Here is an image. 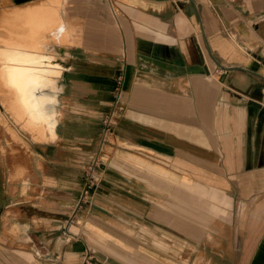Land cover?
Listing matches in <instances>:
<instances>
[{"label":"crops","instance_id":"0c3cea01","mask_svg":"<svg viewBox=\"0 0 264 264\" xmlns=\"http://www.w3.org/2000/svg\"><path fill=\"white\" fill-rule=\"evenodd\" d=\"M57 1L68 54L28 66L39 76L27 88L36 124L3 77L0 264H82L84 244L63 243L60 224L83 188L75 162L113 105L114 188L153 196L141 198L145 218L116 204L115 232L98 207L100 231L124 239L129 211L141 220L131 244L152 257L264 264V0H71L66 17ZM99 252L97 264H125Z\"/></svg>","mask_w":264,"mask_h":264},{"label":"rangeland","instance_id":"374dc122","mask_svg":"<svg viewBox=\"0 0 264 264\" xmlns=\"http://www.w3.org/2000/svg\"><path fill=\"white\" fill-rule=\"evenodd\" d=\"M70 1L71 0H58V2H60L58 4L60 6L62 15L65 17L67 5L68 3H70ZM4 2H7V4ZM4 2L3 0H0V15L1 13H3L4 15L13 13L15 11V4L12 3L13 1L10 2L9 0H5ZM4 27L8 26H6L5 23L4 25H0V61L2 59L1 50H3L5 46L8 47L7 42L9 38L13 36L17 39L18 37L17 34L13 35L12 30L9 27ZM3 35L5 36L6 40ZM262 54H264V52ZM262 68H264V62L262 63ZM83 70L84 69H82L81 67L80 69L78 68V71L80 72H82ZM0 72L1 92V88L3 86V76H1L3 74L1 68ZM4 82L8 87H10V84H8L7 80H4ZM11 89L14 90V92L17 94L13 87ZM122 97L123 95L121 94L120 100L117 104L118 106L121 105ZM263 97L264 93H261V103L263 102ZM1 100L2 98L0 95V105L2 104ZM113 113L114 105L111 112L109 114H105L103 118L100 119V122L94 125V129L92 130V132L96 133V136H93L92 138L91 145L89 147L90 154L87 155L86 160L83 163L75 162V164L79 165V167L76 168H78L80 170V173L82 174L83 188H81L80 194L78 195L72 206L66 209L67 213L66 211H64L67 215L63 213L65 216L62 220V223L60 224V240L63 243H66V240L69 239V244L74 243L80 246L84 244L83 251L85 250V252L80 256V258L82 259V264L83 262L85 264L86 261L88 262V264H97V261L102 262V260L106 259L105 256L99 252V250L104 252L108 256L121 260L125 264H190L192 258L173 255H159L156 257H152L148 255L143 249H137L134 245H132L131 241L136 244L138 241L136 240V225L134 226L133 221L140 222L141 220H137V217H135V215L132 216L129 211H123L122 214L124 221L122 222V227H118V234L123 236L124 239L116 236L115 234L101 232L100 226L96 224H100L99 218H102V216L100 214L101 211L95 209L94 206L103 209L105 208V210L107 211H109L108 209L111 210L110 212H112L114 216H112V218H109V222L111 225L110 227H106V229L115 232V217L118 215L120 216L121 213V210L116 206V204L120 205L124 202L128 210H131V206H135L139 210L136 212H139L143 216V218H145L148 211V203H146V201H143L141 198L148 199L146 195H149L151 197L153 196L152 193L146 192V188H134L136 191L138 190L139 193L131 192V194L133 195L129 193L127 194L118 188H114V180L116 178L114 176L115 171L109 166V163L106 162L111 157L110 161H113V167L118 166V164L120 163L119 157L116 155V153H114L115 141L112 138L111 141L108 139L109 136L113 137L114 117L109 127L106 128L102 124V120H104L106 116H110V114ZM2 121L3 117L0 112V122ZM103 156L104 161L101 160V157ZM104 180L110 182V184L107 185ZM85 190L88 191L87 194L84 193ZM126 190L130 191V188H126ZM121 192H123V194H121ZM172 196L174 198L173 200L176 201V204H171V211L175 214L176 217H178V193H175ZM90 220H93L94 222ZM118 223L120 224L121 221H118ZM70 227L74 228L73 230L76 233L75 236L71 234ZM63 232H66V236L63 235ZM154 244L157 247L163 249L162 242L155 240ZM178 248L179 247L176 246V253L178 252ZM150 251L154 252L153 250ZM171 253H174V251H171Z\"/></svg>","mask_w":264,"mask_h":264},{"label":"bare ground","instance_id":"6f19581e","mask_svg":"<svg viewBox=\"0 0 264 264\" xmlns=\"http://www.w3.org/2000/svg\"><path fill=\"white\" fill-rule=\"evenodd\" d=\"M4 1L5 0H3V2ZM9 1L10 2L13 1L12 3L15 4V11L7 15L1 13L0 25H4L5 23L6 26H8L12 30L13 35L17 34L19 36L21 34L23 37L28 36V38L30 39V40L28 39L30 41V44L26 48L23 47L22 49H20L17 43V41H19L18 39L19 37H17V39L16 37H14L15 38L14 39L13 36H11V38L16 40L17 44H14L15 41L10 42V44H8V47L9 45L10 47L8 49L7 47H5L7 50H1L2 59L0 61V68L2 69V74H3L1 76L3 77L5 76L8 84H10V86H12L15 89V91L19 96H21V94L19 93L18 89L15 87L12 81L13 78H11V72L13 69L16 72H18V74L20 72L21 77L25 82L24 94L28 97L27 88L30 81L35 80L39 77L38 74L31 71V68L28 66H31V64L35 62V58L39 56V53L47 52L52 54V50H58L60 54L62 53L68 54L66 39L64 35L65 25L61 21L59 16L57 20L55 19L56 14L58 13L56 10V6L50 5V2L53 0H9ZM4 3L7 4V2ZM8 27H4V28H8ZM26 32H33V33L30 34ZM26 40L25 41L23 40V42H26ZM22 63H27V64H25L24 66H19ZM51 74L57 75V73H51ZM20 98L22 102V96ZM24 103L26 104L27 112L30 115L31 103H29V99H26ZM111 138L112 137L110 136L108 137L110 141ZM101 160L104 161V156L101 157Z\"/></svg>","mask_w":264,"mask_h":264},{"label":"flooded vegetation","instance_id":"af4514ba","mask_svg":"<svg viewBox=\"0 0 264 264\" xmlns=\"http://www.w3.org/2000/svg\"><path fill=\"white\" fill-rule=\"evenodd\" d=\"M14 68H16V67H14ZM11 78H13L12 81H13L15 87L18 89L19 93H20L21 96H22V104H23V107H24V110H25V115H24V117H26V116L28 117V122H29V123H31V124H36L37 121H36L35 117H33L34 115H33V114H32V115L30 114V115H31V116H30V115L28 114L26 104L24 103V102L26 101V99H28V97L24 94V90H25V82L23 81L20 72H19V74H18V72H16V71L13 69L12 72H11ZM25 98H26V99H25ZM30 113H31V111H30Z\"/></svg>","mask_w":264,"mask_h":264},{"label":"built area","instance_id":"2783aa9c","mask_svg":"<svg viewBox=\"0 0 264 264\" xmlns=\"http://www.w3.org/2000/svg\"><path fill=\"white\" fill-rule=\"evenodd\" d=\"M262 93H264V90L262 91ZM121 94H122V89H121L120 83H118V87L115 89V100H116L117 103L120 100ZM263 103H264V99H263ZM113 117H114V113L113 114H110V116H106L104 118V120L102 121L103 126L106 127V128L109 127L111 125V122H112ZM84 193L87 194L88 191L85 190ZM63 235L66 236V232H63ZM66 241L68 242L70 240L67 239ZM83 264H84V262H83ZM85 264H88V262L86 261Z\"/></svg>","mask_w":264,"mask_h":264},{"label":"water","instance_id":"95a60500","mask_svg":"<svg viewBox=\"0 0 264 264\" xmlns=\"http://www.w3.org/2000/svg\"><path fill=\"white\" fill-rule=\"evenodd\" d=\"M95 207V206H94ZM95 209H97V210H99V211H102L100 208H98V207H95Z\"/></svg>","mask_w":264,"mask_h":264}]
</instances>
